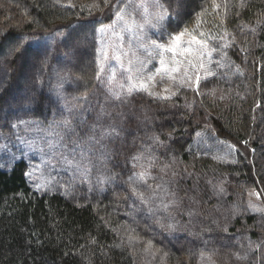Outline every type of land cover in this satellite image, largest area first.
Returning <instances> with one entry per match:
<instances>
[{"label":"trees","instance_id":"1","mask_svg":"<svg viewBox=\"0 0 264 264\" xmlns=\"http://www.w3.org/2000/svg\"><path fill=\"white\" fill-rule=\"evenodd\" d=\"M117 2L110 0L107 7L101 5V9L90 10L93 0H71V4L69 0L59 3L57 0H0V53L7 41L16 42L17 47L23 43L7 64L10 80L2 88V94L7 95L10 82L17 79L18 74L12 69L26 51H34L42 65L46 53L54 55L55 49L68 52L65 44L72 32L86 26L90 27L89 71L81 68L85 59L80 57L76 65L70 64L71 81L67 91L80 98L98 92L96 48L91 37L99 24H109L115 19L113 6ZM162 2L170 12H179L183 21L179 23L175 18L166 21V31H178L185 24L191 27L195 13L210 0H185L182 8H178L179 0ZM244 3L241 8L239 0H228L226 16L223 8L214 13L209 9L210 14L204 17L206 23L202 25L207 47L224 53L225 68L221 71L224 79L220 82L240 83L242 92L238 94L242 99L232 96L220 101L216 97H204L196 110L186 105L187 95L184 99L179 96L162 99L140 92L134 97L143 99L141 107L128 115L141 108L142 111L149 109V118L142 121L145 125L141 132L145 136L154 135L161 142L155 168L167 167L160 171L170 179L173 176V187L182 204L187 197L196 199L195 195L202 189L208 194L203 202H198L201 217L198 222H205L202 228L211 229L214 237L217 234L225 240L242 235L264 241V224L259 230L261 234H257V216L245 213L223 224L214 218L212 210L217 204L213 196L218 189L216 180L225 181L223 189L229 195V204L243 203L247 189L260 190L264 195V157L259 158L264 144V0H244ZM52 37L54 42L61 37L57 46L54 42L44 49L30 46V40ZM4 98L0 97L2 102ZM203 115L212 123L209 128L202 123ZM204 129L236 149L237 163L224 164L193 153L195 134ZM128 140L132 143V136ZM28 172L29 165L24 160L10 170L0 169V264H194L192 260L198 249L194 245L201 242L204 232L191 242L188 230L180 236L164 232L160 222L153 223L152 227L147 218L134 220L126 214L123 193L113 188L90 199L78 198L81 202H74L60 192L38 191L29 184ZM190 215L185 211L184 220L178 224L191 222ZM148 241L152 242L150 249ZM261 247L264 250V244Z\"/></svg>","mask_w":264,"mask_h":264},{"label":"rangeland","instance_id":"2","mask_svg":"<svg viewBox=\"0 0 264 264\" xmlns=\"http://www.w3.org/2000/svg\"><path fill=\"white\" fill-rule=\"evenodd\" d=\"M124 2L126 3L127 0ZM109 24H99L95 28V34L91 37L96 48L94 49L96 61L97 49L101 47V41L105 44L115 42V37L110 32L102 37L97 31L101 25ZM89 29V26L76 28L65 44L68 52L61 53L55 49L54 55L46 53L45 58L41 61L42 65H40V59H36L34 51H26L17 61L16 67L12 69L18 75L17 79L10 82V90L7 95L2 94V88L7 87L10 80L8 73L11 70L7 64L17 48V44L14 41L5 43L0 53V97L5 96L3 102L0 99V145L6 147L0 148V169L10 170L15 163L24 160L29 165L27 177L33 188L41 192L63 193L74 202H81L78 198L96 197L108 188L119 190L123 193L127 203L126 214L134 220H146L147 218L151 221L152 227L153 223L160 222L164 225L162 227L164 232H173L180 236L188 230L191 242H194L192 239L204 232L200 237L201 242L194 245L198 247L192 260L194 264H264V250L262 247H260L261 249L256 248V245L261 244L262 241L242 235L225 240L217 234L214 237L211 229L202 228L205 222H198L201 219L198 205L208 195L204 189L195 195L197 200L194 197H187L185 203L182 204L173 187V181H175L173 176L170 179L168 175L160 171L166 170L167 167L159 165L160 170L155 168L157 165L156 153L161 147V142L154 135L145 136L141 132L144 129L142 126L145 125L142 121L149 118V109L146 108L142 111L143 108H141L139 109L141 111H135L134 114L128 115L130 111L133 112L135 108L142 105L143 99L134 97V95L145 91H133L131 95H123L120 100L114 99L109 94V87L119 91L121 84H124L125 91L127 88V73L120 68L116 61L109 62L111 68L115 69V76L112 77L111 69L106 65L98 82L100 89L95 94L86 96L84 99L71 90L67 91L71 81L68 71L70 64L76 65L79 60L77 58L80 57L85 59L81 63V68L84 72L88 73L89 71L87 65L90 62L89 47L87 46ZM168 32L172 31L165 32V39ZM146 33L148 38L158 39L159 33L155 29L147 28ZM60 40L61 37H58L54 42L52 37L30 40L29 43L33 48L44 49L50 42L52 44L54 42V46H57ZM123 44L125 51L130 49L135 53L132 57L134 61L136 59L146 62L151 60L144 66L145 74L155 72V69L160 67L158 57H149L148 53L138 47L132 34L123 33ZM208 49L211 48L208 47ZM219 51L216 50L212 53L211 63L207 65L212 74L206 76L201 71L198 85L195 77L191 81V86L187 84L180 86L179 80L175 83L166 80L164 83H157L151 89L153 92L160 93V96H150L164 99V95H169V98L179 96L184 99L187 95L186 105L194 107L196 110L201 107L204 97H216L220 101L228 100L232 96L242 99V96L238 94L242 92L239 87L240 83L225 84L220 82L224 79H221V71L224 70L225 64L224 53ZM126 59L125 67H127ZM110 77H112L111 83H109ZM235 85L238 86L234 87ZM165 88L169 89L168 93L164 92ZM172 92L175 95H171ZM66 118L73 121L74 131L69 132L63 127L57 126L60 121ZM200 118L206 128H209V124L212 123L208 116L203 115ZM93 127L96 128L95 136L98 143L89 139L94 135L91 131ZM113 129L115 133L101 138L102 132H112ZM129 136L133 138L132 143L130 140L126 141ZM50 145L54 147H50ZM261 148L259 158L264 157V144ZM81 149L84 151L83 162L90 169L88 172H85L83 167L77 169L75 165L69 166L63 159L67 157L77 161L81 160ZM192 150L195 154L214 158L224 164L237 163L238 160L236 149L230 143L217 139L207 129L196 132ZM134 156L142 158L133 160ZM141 165L144 167L142 168ZM262 166L264 168L263 163ZM144 168H147L151 175L147 177L146 183L141 182L138 187L145 193L147 202L134 195L129 186V178L134 177V173L143 171ZM187 174L189 177L191 176L190 173ZM184 175L186 177V174ZM216 182L218 189L213 192V196H215L217 204L212 208L214 218L218 222L227 224V221H231L241 214L255 215L259 220L257 234L260 235L259 230L264 224V211H256L249 205L264 209L262 191L247 189L243 203L229 204L227 202L229 195L223 189L225 181L216 180ZM158 185L161 187L158 188ZM173 193L174 195H172ZM164 203L170 204L167 210L163 207ZM185 211L191 213L189 217L191 222L178 224L183 219ZM165 216L166 218H163ZM194 222H198V224ZM191 223L194 226H191ZM169 224H173L175 227L170 229L167 227ZM225 229L227 228L225 227ZM191 242L188 243L189 246ZM235 253H239L241 256L247 253L248 258L239 260L235 257ZM201 256H203L202 261Z\"/></svg>","mask_w":264,"mask_h":264},{"label":"snow or ice","instance_id":"3","mask_svg":"<svg viewBox=\"0 0 264 264\" xmlns=\"http://www.w3.org/2000/svg\"><path fill=\"white\" fill-rule=\"evenodd\" d=\"M60 0H57L59 3ZM71 4V0H69ZM110 4V0H93V3L89 6V9H101V5L107 7ZM185 0H179L178 8L184 7ZM74 7V5H71ZM239 7L243 8L245 6L244 0H239ZM223 8L225 11V16L227 15L228 0H222L221 3H217V0H210L207 6H202L199 12L194 15V21L191 27L187 24L178 31H172L167 33V38L165 39L166 29L164 27L165 21H171L175 18L179 23H183L180 19L179 12H170L169 7H166L162 0H118L117 4L113 6L115 19L112 24L101 25L97 31L103 37L109 32L115 37L114 43L105 44L101 41V47L97 49V80L101 79V73L105 71V66L107 65L112 72V77L115 76V69L111 68L110 61L114 60L120 65V68L127 73L126 76V91L125 85L121 84L120 90L116 91L109 87V94L116 100H120L123 95H131L133 91H145L152 96H160V93L151 91L157 83H164L166 80H170L175 83L177 80L180 81V86L187 84L191 86V81L195 77L197 85L200 80L199 73L203 71L206 76L211 75L208 64L211 63L212 53L216 51V48L208 49L206 40V32L204 31L202 25L206 23L204 17L211 12H216L218 9ZM259 23V21H258ZM179 27V24H177ZM119 28V31H117ZM155 29L159 35L158 39H150L147 37L146 29ZM255 32V29H252ZM132 34L138 44V47L143 49L148 53L149 57H158L160 67L155 69V72L144 73V66L146 63H150L151 60L147 62L144 60L136 59L135 61L132 57L135 55L130 49L125 51L123 44V33ZM62 35V33L60 34ZM228 45H225L227 47ZM23 47L21 43L15 51H19ZM170 54V55H169ZM125 58L127 67H125ZM218 63V62H217ZM138 66V67H137ZM112 77L109 78V83H111ZM159 77V80H157ZM165 93L169 92L168 88L164 89ZM171 95H175L174 92ZM164 99H168L169 95H164ZM86 99V96L84 97ZM58 127H63L67 131H74L73 121L71 119H64L57 124ZM15 127V125H14ZM91 131L94 135L90 136L89 139L95 142L96 140L95 132L96 128L93 127ZM115 133L113 129L112 132H102L101 138L105 135H111ZM118 135V133H117ZM63 139V137H61ZM79 146V145H78ZM6 147L5 145H0V148ZM50 147H54L50 145ZM141 156H134L133 160L141 159ZM64 162L69 166L75 165L77 169L83 167L85 172L90 171L87 164L84 161V151L81 149V160L77 161L75 159H68L64 157ZM235 162V161H233ZM143 168L144 166L141 165ZM151 174L147 168L143 171L134 173V177L129 178V186L131 192L140 197L142 200L146 201L145 193L140 191L138 184L143 182L146 183L147 177ZM158 188L161 186H157ZM223 191V189H221ZM174 195V193L172 194ZM253 207L256 211H264V209L255 208L254 205H249ZM163 207L167 210L170 204L164 203ZM164 225H161L163 227ZM168 228H174L175 225L169 224ZM227 229H225L226 231ZM133 238L130 237L131 241ZM264 244V241L261 242ZM261 244H257L256 248L259 249ZM147 247L150 249L152 247V242H147ZM239 260H246L248 258L247 253L241 256L239 253L234 254ZM203 256H201V261Z\"/></svg>","mask_w":264,"mask_h":264}]
</instances>
